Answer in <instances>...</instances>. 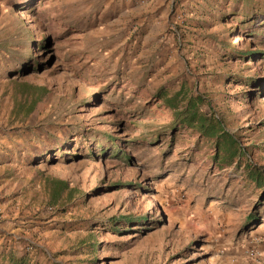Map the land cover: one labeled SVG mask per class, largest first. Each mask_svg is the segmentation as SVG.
<instances>
[{"label": "rangeland", "instance_id": "1", "mask_svg": "<svg viewBox=\"0 0 264 264\" xmlns=\"http://www.w3.org/2000/svg\"><path fill=\"white\" fill-rule=\"evenodd\" d=\"M180 91L206 98L240 162L176 124L162 95ZM250 167L264 0H0L2 247L25 243L30 264H264Z\"/></svg>", "mask_w": 264, "mask_h": 264}, {"label": "trees", "instance_id": "2", "mask_svg": "<svg viewBox=\"0 0 264 264\" xmlns=\"http://www.w3.org/2000/svg\"><path fill=\"white\" fill-rule=\"evenodd\" d=\"M237 56L242 57L243 54H237ZM162 99L174 112L176 124L180 128L192 131L202 140L214 142L218 165L232 166L235 162H240L244 150L239 140L226 130L224 120L212 109L209 112L203 109L207 103L205 97L191 96L187 92L180 91L170 98L168 95H162ZM246 180L264 193V170L250 167ZM132 219L131 217H119L117 220L114 219V223H128ZM252 220H255L253 215L249 218V221Z\"/></svg>", "mask_w": 264, "mask_h": 264}, {"label": "crops", "instance_id": "3", "mask_svg": "<svg viewBox=\"0 0 264 264\" xmlns=\"http://www.w3.org/2000/svg\"><path fill=\"white\" fill-rule=\"evenodd\" d=\"M0 234L3 235V233H0ZM2 241H3V238L0 239V255L4 251V253H7V256L2 255L0 257V261L3 260V258H5L7 260L8 264L9 263L10 264H26V263L30 264V263H32V260H30V255L29 256L25 255V251H24L25 243H19V244L13 243L12 244L11 242H7V244L5 243L6 245H3V247H2ZM252 251H254V250H252ZM252 251L249 252V254H248L249 257H253L250 254ZM255 253H257V252H255ZM18 255L20 257H18ZM261 255L264 256V251H263V253H261ZM263 261H264V258H263Z\"/></svg>", "mask_w": 264, "mask_h": 264}, {"label": "built area", "instance_id": "4", "mask_svg": "<svg viewBox=\"0 0 264 264\" xmlns=\"http://www.w3.org/2000/svg\"><path fill=\"white\" fill-rule=\"evenodd\" d=\"M250 254H251V256H254V255H255V252H254V251H252Z\"/></svg>", "mask_w": 264, "mask_h": 264}]
</instances>
